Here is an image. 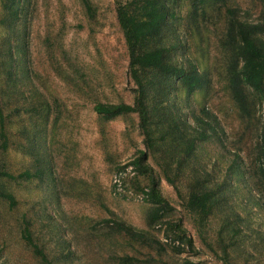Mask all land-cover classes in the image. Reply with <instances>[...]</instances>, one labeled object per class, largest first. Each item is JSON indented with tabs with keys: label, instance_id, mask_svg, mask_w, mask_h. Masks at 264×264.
<instances>
[{
	"label": "rangeland",
	"instance_id": "rangeland-1",
	"mask_svg": "<svg viewBox=\"0 0 264 264\" xmlns=\"http://www.w3.org/2000/svg\"><path fill=\"white\" fill-rule=\"evenodd\" d=\"M88 1L91 12L84 0H19L18 18L10 21L7 0H0V60L11 46L15 80L12 90L0 67L9 138L6 151L0 143V172H44L42 179L28 181L0 176V190L17 200L11 208L0 198V264H42L22 238L25 222L54 264H264V196L257 174L264 100L248 91L252 117H242L227 87L222 48L228 9L256 22L260 1L210 0L201 9L204 15L192 16L198 18L195 25L188 24L189 2L173 3L177 20L164 31V45L176 64L197 65L205 81L190 95L175 82L158 107L176 110L192 128L201 123L197 117L207 120L210 113L216 129L198 143L188 166L157 132L159 143L146 148L137 114L105 120L95 112L97 103L133 104L135 85L115 0ZM152 96L153 91L146 100L156 122L161 97ZM140 150L148 151L160 192L172 207L154 226L149 225L154 206L137 190L147 187V179L135 177L131 168L121 179L117 175ZM36 153L44 161L37 162ZM194 174L207 187L220 188L204 225L185 206ZM118 180L125 183L114 189ZM116 222L147 236L130 239ZM175 223L186 230L194 250L186 246L177 253Z\"/></svg>",
	"mask_w": 264,
	"mask_h": 264
},
{
	"label": "trees",
	"instance_id": "trees-1",
	"mask_svg": "<svg viewBox=\"0 0 264 264\" xmlns=\"http://www.w3.org/2000/svg\"><path fill=\"white\" fill-rule=\"evenodd\" d=\"M178 0H115L117 6V19L123 31L127 50L129 54V75L135 87L133 92L135 100L133 104L118 103H97L95 112L105 120H112L126 114H137L140 119L139 128L144 137V145L148 150H152L156 143H159L155 136L156 132L160 134L161 143L167 146H173L177 153L182 154L181 161L189 165V160L195 153L199 142L206 141L210 134L216 132L215 126L210 118V113H206L207 120L197 117L202 123H197V127L192 128L184 119H181L176 110L171 107H161L169 96L174 83L178 82L176 88L184 89L188 95L196 89L203 86L205 75L199 71L195 64L189 66L176 64L171 58V48L164 45V31L174 28L177 20L175 6L173 3ZM189 2L191 12L188 14V24H198L196 16L199 11L203 15L206 13L205 6L210 0H181ZM226 3L227 0H216ZM262 6L260 18L256 22L243 20L237 9H228L226 18V34L222 40V48L227 53L228 65L226 70L227 87L234 103L237 105L242 117H252V100L248 91L260 95L264 100V0H259ZM88 11L92 7L88 0H84ZM172 3V4H171ZM19 0H7L5 4L6 13L9 14L10 21L18 18ZM17 7V8H16ZM12 17V18H11ZM6 24V19L2 22ZM9 44L11 41L9 40ZM176 46V45H175ZM13 53L11 46L8 47L6 56L0 60V67L6 71V80L9 82L12 90L14 86ZM160 96V102L156 104L155 115L159 119L154 122L151 117L150 104L146 100ZM39 110L38 107H35ZM34 109V108H32ZM213 116V115H212ZM210 119V120H209ZM213 120L217 118L213 116ZM152 125L156 128L153 129ZM7 117L4 114L2 101L0 99V143L1 149L6 151L9 147V138L6 132ZM39 156L37 162L44 161ZM149 153L147 150H140L137 155L127 164L118 168L117 175L121 179L129 168L135 177L142 176L147 179V187H137L142 195L143 202L154 206L149 216V225H156L163 219L167 211L172 207L162 196L159 188V180L154 168L148 162ZM181 162V163H182ZM41 168H37L36 173L30 170L21 175L14 176L8 173H1L9 179L32 180L43 176ZM258 177L262 186L264 196V127L261 132L258 143ZM168 179L174 183V180L167 175ZM189 179L188 198L185 204L186 209L195 217L198 225H204L215 210L219 202V189L209 188L200 176L194 174ZM125 180H118L114 183V189ZM0 198L4 199L11 208L17 205V200L11 192L4 189L0 190ZM105 222H110L107 220ZM116 228L119 232L125 234L130 239H137L145 236L144 232H138L132 226L125 223L116 222ZM177 237L180 239L177 246V253H183L186 246L194 250L193 241L188 238L186 230H181L179 223L173 224ZM170 224L169 226H173ZM22 238L33 254L42 264H54L44 252V250L35 242L30 230V224L24 223ZM147 236V235H146ZM175 248V247H174ZM225 258L228 257L226 247L224 248ZM228 259V258H227Z\"/></svg>",
	"mask_w": 264,
	"mask_h": 264
}]
</instances>
